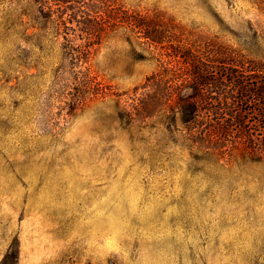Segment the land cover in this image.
<instances>
[{"label": "rangeland", "instance_id": "374dc122", "mask_svg": "<svg viewBox=\"0 0 264 264\" xmlns=\"http://www.w3.org/2000/svg\"><path fill=\"white\" fill-rule=\"evenodd\" d=\"M64 1L0 0V264H264V156L244 138L206 151L178 110L186 56L264 62V0ZM78 8L106 27L72 111L80 89L55 22L85 43ZM136 14L162 42L125 27ZM164 78L175 88L157 101ZM254 117L249 127L264 125Z\"/></svg>", "mask_w": 264, "mask_h": 264}, {"label": "trees", "instance_id": "16d2710c", "mask_svg": "<svg viewBox=\"0 0 264 264\" xmlns=\"http://www.w3.org/2000/svg\"><path fill=\"white\" fill-rule=\"evenodd\" d=\"M78 11L81 13L80 19L71 16L70 20L75 18L78 24H84L83 19L86 18L90 22L84 29L79 28L88 35L87 41L83 44L74 42L76 37L74 27L66 26L61 19L55 22L57 29L61 24L67 30L62 35L63 58L68 63V68L64 69V72L70 75L73 87L80 89L78 94L72 95L73 97L66 102L72 111L83 103L84 96L90 92V84L94 79V76L89 75L88 68L80 67V63L86 62L91 53L89 40L92 37L99 38L106 27L102 14L95 12L91 16L79 8L74 9L73 13ZM83 13L86 16H83ZM122 22L128 30L139 33L137 36L144 38L145 41L162 42L160 37L162 32L157 31L158 25L155 26L154 18L136 14ZM177 50L175 48V51ZM230 52L217 48L212 53L186 56L191 69L187 74L188 79H184L187 84L183 89L191 88V91L182 92L178 100L181 121L187 129V137L191 141L199 142L206 151L224 153V147L228 143L236 144L239 139L244 138L249 142L251 155L261 157L264 156V125L251 128L246 123V117L256 115L264 119V62L257 65L252 61L245 63L243 60L235 59ZM170 82L168 78H164L163 81L156 79L154 82L153 80L152 83L156 85V94L161 93L157 101L165 96L168 99L171 95L175 86L170 85ZM157 86L160 88L157 89ZM147 104L151 106L150 102ZM140 106L142 107L139 108ZM140 106L139 103L136 107L132 106L135 112L130 111L127 114L129 118L135 119L134 114L137 115V108L144 117L152 115L151 110L146 108L145 102ZM68 114L71 113L68 112Z\"/></svg>", "mask_w": 264, "mask_h": 264}]
</instances>
